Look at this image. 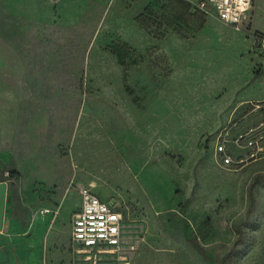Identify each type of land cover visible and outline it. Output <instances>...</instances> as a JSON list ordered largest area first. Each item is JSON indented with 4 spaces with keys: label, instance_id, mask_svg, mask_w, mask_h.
Instances as JSON below:
<instances>
[{
    "label": "rangeland",
    "instance_id": "374dc122",
    "mask_svg": "<svg viewBox=\"0 0 264 264\" xmlns=\"http://www.w3.org/2000/svg\"><path fill=\"white\" fill-rule=\"evenodd\" d=\"M257 5L235 27L206 0H162L125 36L98 38L87 24L38 29L0 10V182L12 167L21 174L5 223L29 264H88L71 242L69 212L81 202L72 181L124 210L142 238L131 264H264ZM226 127L231 137L249 129L259 146L234 149L255 152L241 166L216 154ZM65 197L57 218L43 213ZM206 219L213 229L198 243L210 260L190 243Z\"/></svg>",
    "mask_w": 264,
    "mask_h": 264
},
{
    "label": "built area",
    "instance_id": "2783aa9c",
    "mask_svg": "<svg viewBox=\"0 0 264 264\" xmlns=\"http://www.w3.org/2000/svg\"><path fill=\"white\" fill-rule=\"evenodd\" d=\"M218 18L228 25L239 27L247 19L253 0H206ZM255 52L264 55V37L256 36ZM228 127L223 129L216 142V154L225 166L243 165L255 152L232 153L259 148L251 138L249 129L238 131L231 137ZM69 190L81 197V207L71 221V242L79 261L99 264L115 259L121 264H131L140 247L141 236L137 230H126L125 212L113 201L101 199L91 186L71 182ZM43 213L59 214V209H45Z\"/></svg>",
    "mask_w": 264,
    "mask_h": 264
},
{
    "label": "crops",
    "instance_id": "0c3cea01",
    "mask_svg": "<svg viewBox=\"0 0 264 264\" xmlns=\"http://www.w3.org/2000/svg\"><path fill=\"white\" fill-rule=\"evenodd\" d=\"M257 1L258 5L252 13L253 23L257 30L264 32V10L260 0ZM161 3L162 0H0V10H5L8 15L22 19L38 29L43 27L65 28L87 24L90 26V30L88 29L86 33L98 38L114 33L125 36L129 29L137 27L138 20L142 15L150 9H159ZM248 95L251 96V93ZM157 174L156 169L153 176L156 177ZM96 190L98 193L94 191L101 199L111 201L104 199L102 189ZM77 195L81 199L78 193ZM65 201L66 197L58 208L59 214L55 216L50 213L51 216L57 218L60 215ZM7 206L6 203V209ZM80 207L81 202L69 212V216L73 217ZM14 228H16L14 223L10 225L5 223L4 230L0 231V264H29L30 256L23 243L16 245L15 248V239L11 236V231ZM146 244L148 241L144 243V245Z\"/></svg>",
    "mask_w": 264,
    "mask_h": 264
},
{
    "label": "trees",
    "instance_id": "16d2710c",
    "mask_svg": "<svg viewBox=\"0 0 264 264\" xmlns=\"http://www.w3.org/2000/svg\"><path fill=\"white\" fill-rule=\"evenodd\" d=\"M9 171V177H8V181H9V184H8V189H11V188H16L18 182H19V179H20V172L15 168V167H12L10 169H8ZM0 174L2 175V173L0 172ZM15 203H16V216L18 217L19 220H25L26 218V213H25V210L24 209H21L17 206V202H18V199L15 198L14 199ZM213 229V226H212V222L210 219H206L204 222L201 223V225L199 226L198 228V235L197 236H194L191 240H190V243L192 244V246L200 253V255L202 257H204L205 259L207 260H210L208 258V256L206 255V252H205V249L199 245L198 243V238L201 237V236H204L205 234H208L210 231H212Z\"/></svg>",
    "mask_w": 264,
    "mask_h": 264
},
{
    "label": "water",
    "instance_id": "95a60500",
    "mask_svg": "<svg viewBox=\"0 0 264 264\" xmlns=\"http://www.w3.org/2000/svg\"><path fill=\"white\" fill-rule=\"evenodd\" d=\"M8 196V183L6 181L0 182V231L5 228V211Z\"/></svg>",
    "mask_w": 264,
    "mask_h": 264
},
{
    "label": "bare ground",
    "instance_id": "6f19581e",
    "mask_svg": "<svg viewBox=\"0 0 264 264\" xmlns=\"http://www.w3.org/2000/svg\"><path fill=\"white\" fill-rule=\"evenodd\" d=\"M91 186V185H90ZM92 187V186H91ZM93 188V187H92Z\"/></svg>",
    "mask_w": 264,
    "mask_h": 264
}]
</instances>
